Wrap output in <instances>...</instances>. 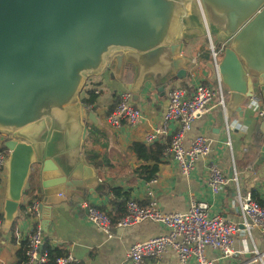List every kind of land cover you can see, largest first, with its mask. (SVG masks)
<instances>
[{
  "label": "crops",
  "instance_id": "crops-1",
  "mask_svg": "<svg viewBox=\"0 0 264 264\" xmlns=\"http://www.w3.org/2000/svg\"><path fill=\"white\" fill-rule=\"evenodd\" d=\"M183 15L187 18L176 31L179 42L187 40L185 50L180 53L191 60L187 76L183 80L167 82L159 77L167 73L168 64L161 59L157 63H144L139 59L136 63L125 60L119 75L114 74L115 54H126V50L114 49L107 56L102 68L85 75L82 89L78 95V103L74 111L61 116L50 132V137L38 144L39 154L43 158H53L55 163L83 164L81 177H77L85 193L73 194L72 191L56 193L47 197L43 202L39 163L31 165L30 173L24 185L20 206L13 224L8 230L0 232V264H17L16 252L22 240H27L28 234L36 222V218L26 212L33 201L44 204L43 213L48 214V228L43 232L44 241L52 247L70 252L77 264H128L126 253L135 243L147 240L164 232L160 223L145 220L138 224L118 228L112 226V235L108 237L86 219V209L83 204L95 205L117 220L125 212V201L115 199L113 188L128 194L141 204H146L145 180L135 173L137 166L145 162L138 158L130 148L134 141L151 144L159 141L169 145L176 124H168L165 133L157 135L151 143L146 142L145 136L150 131L162 125V117L167 105V92L176 84L190 86L196 82L214 83L213 72L209 66L211 61L207 35L201 30L197 33L196 19L191 16L192 5L183 7ZM190 17V19L188 18ZM185 18V19H186ZM192 31V32H190ZM211 42L218 47L219 30L214 28ZM156 75L153 80L149 74ZM173 76V70L167 73ZM160 75V76H159ZM159 76V77H158ZM216 77V76H215ZM161 81V82H159ZM226 89V88H225ZM131 92V103L142 111L141 120L135 125L123 123L114 128L105 120L115 106L117 95L122 91ZM227 91V99L229 92ZM96 94L94 103L86 108L83 98ZM89 93V94H88ZM92 111L96 116L95 122L82 115V107ZM243 114L237 112L226 116L218 108L194 120L190 129L183 137L187 146L195 137L204 136L209 141V151L200 156L194 168L188 175L180 172L177 163L170 153L163 152L156 173L157 183L150 185L154 190L158 206L163 212L185 211L189 201L204 200L211 213H216L225 219L239 223L242 228L241 215L235 199V185L229 181L218 194H213L207 186L208 168L215 164L229 176L233 166L238 172V182L241 192L254 191L264 207V162L256 164L257 145L259 136L255 116L260 110L264 111L263 102L253 99L251 104L242 106ZM226 118L229 131L225 124L220 123L219 114ZM83 126H87L85 138L82 140ZM95 128L89 139L88 132ZM52 133V134H51ZM10 138L13 135L9 134ZM227 138L230 147L226 144ZM166 148L164 150H166ZM98 155L92 160L93 155ZM149 162L148 164H152ZM91 167V182L84 178V168ZM84 176V177H83ZM150 180V179H149ZM89 182V183H88ZM6 200V170L0 174V212ZM120 201L122 202L121 205ZM42 214V212H40ZM2 220V217L0 218ZM39 223L41 218L39 216ZM45 233V234H44ZM234 253L222 257L210 247L205 249V257L209 264H264V229L252 228L250 234L243 230L234 235ZM256 250V251H255ZM143 264H178L176 254L168 250L161 258H147Z\"/></svg>",
  "mask_w": 264,
  "mask_h": 264
},
{
  "label": "water",
  "instance_id": "water-1",
  "mask_svg": "<svg viewBox=\"0 0 264 264\" xmlns=\"http://www.w3.org/2000/svg\"><path fill=\"white\" fill-rule=\"evenodd\" d=\"M186 4L192 5L197 33L203 30L211 38L213 29L219 30L218 72L229 92L226 116H242V106L253 99L264 106V0H0V131L13 135L4 142L8 155L2 230L16 218L34 162L40 166L43 202L56 193H85L77 178L83 164L43 158L38 144L50 137L61 116L75 110L85 75L100 70L112 50L127 51L112 57L116 75L125 60L161 59L173 76L165 73L160 79H185L191 60L180 53L187 40L179 42L176 31L186 24ZM209 66L214 79L212 61ZM82 115L96 120L85 106ZM254 118L259 136L255 163L261 164L264 116ZM219 119L223 124L222 113ZM86 130L83 126L82 140ZM91 170L84 168L89 182ZM43 207L41 202L40 225L46 233L48 214Z\"/></svg>",
  "mask_w": 264,
  "mask_h": 264
},
{
  "label": "built area",
  "instance_id": "built-area-1",
  "mask_svg": "<svg viewBox=\"0 0 264 264\" xmlns=\"http://www.w3.org/2000/svg\"><path fill=\"white\" fill-rule=\"evenodd\" d=\"M209 41L211 61L215 68L214 83L196 82L190 86L176 84L167 92V105L162 117L161 127L146 134L145 140L151 143L157 135L165 133L168 124H176V130L172 134L165 153H170L178 165L180 172L188 175L194 168L196 160L209 151V141L204 136L195 137L187 146L184 145L183 137L190 129L195 119L207 114L213 108H218L225 114L227 91L222 84L218 72V60L222 47L216 48ZM86 105V108H90ZM260 117L264 111L258 112ZM143 114L140 108L131 103V92L125 90L117 95L113 109L106 114L105 120L108 125L118 128L123 123L135 125ZM224 126L228 133L229 127L226 118ZM9 134L0 131V174L5 170V160L8 150L3 143L9 139ZM226 144L230 147L229 139ZM235 185V199L241 215V225L225 219L219 214L211 213L209 206L204 200L189 201L185 211L163 212L160 210L154 190L150 185L156 184V177L146 181V204H141L134 198L125 202V212L117 220L113 221L109 214L95 205L83 204L86 209V219L96 228L104 232L108 237L112 235V226L118 228L128 227L145 220H150L163 225L164 232L144 241L133 243L127 253L128 264H143L147 258H161L168 250L176 254L178 264H209L205 257V249L210 247L220 253L222 257L234 253V235L240 231L250 234L252 228L264 229V207L252 199L250 192H241L238 182V172L233 166L232 174L225 175L215 164L208 168L207 186L213 194H218L229 182ZM40 201H33L27 212L36 218L27 237L28 247L26 260L20 264H47L50 260L48 252L44 249V237L39 223ZM1 232V220H0ZM256 251V250H255ZM78 260L70 253L54 258L50 264H77Z\"/></svg>",
  "mask_w": 264,
  "mask_h": 264
},
{
  "label": "trees",
  "instance_id": "trees-1",
  "mask_svg": "<svg viewBox=\"0 0 264 264\" xmlns=\"http://www.w3.org/2000/svg\"><path fill=\"white\" fill-rule=\"evenodd\" d=\"M89 93H91V92H89ZM95 97H96V94L92 92L88 98H83L82 101H83V103H85L87 105H92L94 103ZM95 131H96L95 128H91L88 132L87 139H89V136ZM3 146H4V143H3ZM130 148L135 152V154L137 155L138 158L142 159L145 162L144 164H141V165L136 167L135 173L139 177H141L145 180H149V179L155 177L157 170H158V163L162 159L163 152L165 151L164 149L166 148V144L159 142V141H154L151 144H147V143L139 142V141H134L131 143ZM87 153L89 155H93L92 160H94L98 155L93 150H88ZM149 162H153V163L148 164ZM112 191H113V195L115 196V199H123L125 202L128 199V194L125 192L122 193L119 188H113ZM251 197H252V199L257 201L260 205H262L260 200L256 197V194L254 191H251ZM121 204H122V202L120 201L119 205H121ZM1 217H2V213L0 212V218ZM113 221H115V220H113ZM27 247H28L27 240H22L21 245L16 252L17 264H20L21 262L26 260ZM43 247H44V249L47 250L49 258H50V260L47 264L52 263L55 257L63 255L66 253V251H64L62 249L50 247L46 243V241H44Z\"/></svg>",
  "mask_w": 264,
  "mask_h": 264
},
{
  "label": "rangeland",
  "instance_id": "rangeland-1",
  "mask_svg": "<svg viewBox=\"0 0 264 264\" xmlns=\"http://www.w3.org/2000/svg\"><path fill=\"white\" fill-rule=\"evenodd\" d=\"M213 45L215 46V43L212 41ZM207 46H209V41L207 40Z\"/></svg>",
  "mask_w": 264,
  "mask_h": 264
}]
</instances>
